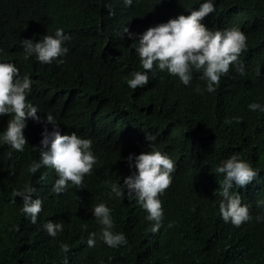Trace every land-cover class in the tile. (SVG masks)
<instances>
[{
    "label": "trees",
    "instance_id": "obj_1",
    "mask_svg": "<svg viewBox=\"0 0 264 264\" xmlns=\"http://www.w3.org/2000/svg\"><path fill=\"white\" fill-rule=\"evenodd\" d=\"M204 2L0 0V63L14 64L20 77L31 79L28 101L39 117L26 120L27 143L18 152L2 141L11 117L0 116V264H65L62 243L71 249L67 264H264V221L255 220L264 216V112L249 109L252 103L264 107V0H212L215 11L201 21L208 30L238 27L247 36L239 57L243 76L232 66L208 93L202 73L193 72L185 86L154 67L143 88L127 84L132 73L145 71L136 52L142 34ZM57 29L70 37L64 63L25 58L23 41L42 42ZM48 114L61 135L75 132L92 141L97 163L81 189L69 184L57 195L54 169L28 171L39 161L43 132L53 131ZM148 151H160L176 167L171 187L159 197L163 221L156 234L126 188L123 197L111 193V183L124 187V179L135 174L129 155L134 164ZM232 155L258 173L244 188L233 184L229 190L253 217L240 227L219 214L224 175L215 169ZM26 185L36 189L31 198L42 201L35 224L22 212V199L11 195ZM100 203L111 210L112 231L126 237V246L110 248L100 239L102 226L93 216ZM49 221L63 223L55 238L44 227ZM91 233L96 245L89 248Z\"/></svg>",
    "mask_w": 264,
    "mask_h": 264
},
{
    "label": "clouds",
    "instance_id": "obj_2",
    "mask_svg": "<svg viewBox=\"0 0 264 264\" xmlns=\"http://www.w3.org/2000/svg\"><path fill=\"white\" fill-rule=\"evenodd\" d=\"M128 6L133 0H124ZM215 11L212 0L204 2L197 11L190 15H180L170 19L167 23L148 28L140 37L136 48L139 60L144 72H134L127 81L130 89L143 88L149 83L147 72L158 67L160 71H167L173 77L188 86L193 79V72L202 73L201 79L206 81V91L214 93L221 83V77L226 76L232 66L243 76L244 66L239 57L247 46V36L238 28L232 27L226 30H208L201 21ZM123 33L131 39L133 34L127 28ZM70 37L64 34L63 29H57L54 36L46 35L42 42L33 43L25 40L23 51L25 58L35 56L42 64H51L53 61L64 63L61 57L68 53L64 42ZM2 51V49H0ZM32 81L28 76L20 77L19 69L12 63H0V116L7 115L11 119L7 123L6 131L3 132L2 141L13 150L22 152L26 145L23 135L26 120L29 118L39 121L38 109L28 101ZM197 93L202 89L196 88ZM251 111L260 110L264 107L258 103L249 105ZM238 119V118H237ZM46 123L53 126V131L43 132L41 147L39 149V161H33L28 171L35 174L42 166L55 170L58 179L55 181L53 191L63 194L69 184L77 189L82 188L83 179L91 175L97 158L91 151L92 141L82 139L75 132L61 135L57 123L51 114L46 117ZM36 150V149H34ZM129 167L135 168V174L124 179V187L111 183V193L115 197L125 196L135 199L146 212V219L152 226L149 231L156 234L163 221V205L159 199L172 184V174L176 167L172 159L160 151H148L134 158H127ZM217 174H223V189L220 191L222 199L219 202V214L225 223L230 222L235 227H240L253 220L247 205H242L241 197L229 190L233 184L244 188L257 176V172L251 165L238 156L232 155L222 166L215 169ZM45 177L42 176L41 180ZM36 191L31 186L24 189L14 190L12 197H20L23 201L22 212L30 217L31 223L35 224L42 211V201L39 198L32 199ZM15 202V199H13ZM93 216L102 226L100 239L110 248L127 245V239L122 233L112 231L114 224L111 210L104 203L95 206ZM257 222L264 221V216L255 217ZM48 235L55 238L63 231V223L48 222L44 225ZM171 227V225H169ZM96 245V233H91L87 239L89 248ZM61 252L65 254L71 251L68 244L62 243Z\"/></svg>",
    "mask_w": 264,
    "mask_h": 264
}]
</instances>
